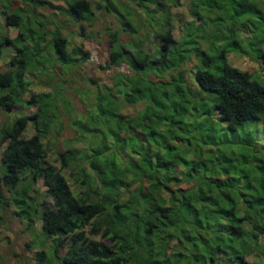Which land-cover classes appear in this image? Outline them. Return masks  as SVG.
Listing matches in <instances>:
<instances>
[{"label": "trees", "instance_id": "1", "mask_svg": "<svg viewBox=\"0 0 264 264\" xmlns=\"http://www.w3.org/2000/svg\"><path fill=\"white\" fill-rule=\"evenodd\" d=\"M15 1L0 0L2 28L16 31L13 39L0 33V54L4 46L13 52L11 67L0 70V110L33 112L0 127V205L13 204L28 229L40 222V261L264 264V163L251 158L255 184L246 175L247 191H230L235 185L227 171L223 179L198 177L207 161L197 160L196 139L198 119L211 109L229 130L264 118V86L227 62L233 50L243 52L240 18L259 13L251 3L264 0H130L141 10L137 15L121 1L62 0L64 6L57 8L82 35L96 10L116 17L120 28L109 33L102 67H125L110 85L96 87L90 104V94H83L84 103L72 111L61 87L35 93L30 81L41 80L56 64L64 70L77 67L90 52L63 36L60 26L46 29V20L37 14L46 0ZM176 3H190L191 20L173 12ZM228 3L237 9L234 22L224 26ZM201 6L224 17L218 24L213 18L211 32L201 30L203 23L194 28L206 14ZM149 41L151 51L145 47ZM192 55L197 63L183 69ZM140 103L143 108L134 115L122 112ZM61 109L76 135L55 152L56 167L48 160V146L52 127L58 123L64 130ZM29 126L33 133L24 137ZM64 172L83 190L74 194ZM37 182L50 204L39 200Z\"/></svg>", "mask_w": 264, "mask_h": 264}, {"label": "rangeland", "instance_id": "2", "mask_svg": "<svg viewBox=\"0 0 264 264\" xmlns=\"http://www.w3.org/2000/svg\"><path fill=\"white\" fill-rule=\"evenodd\" d=\"M46 1L47 4L37 9V14H41L46 20V29L53 30L55 26H60L63 36L68 37L74 44L81 45L85 50L89 51L90 58L81 65L66 70H64L62 66L60 67L59 64H56L55 67L53 65V68L50 69L51 72L43 76L41 80H31L30 82H32V85L30 88L36 93L41 89L44 91H49L50 89L56 91L61 87L64 91V96L70 99H68L70 101V111H72V109L77 110L79 104L84 103V101H81V99H84L83 94H90V100L87 101L90 104L97 86L102 84L110 85L112 77L117 72L125 70L124 66L111 70H106L102 67L104 66V61L107 56L109 33L118 32L120 23L113 14L107 13L104 9H98L95 12L92 23L83 24L84 32L82 35L80 28L71 21H67L66 17L57 8L58 6H64L62 0ZM111 1L112 3H117V1L130 3L134 14L137 15L141 12L140 8L133 4V1ZM183 1L188 2V0ZM15 2V4L20 3L19 0ZM94 3L103 4L105 1L94 0ZM251 4L256 7L259 13L247 14L245 17L240 18V22L243 23L240 30V36L243 39L241 45L243 52L233 50L227 55V62L229 64L231 63L232 66L239 70H247L250 72L253 79L264 86V3ZM171 6H173V12L177 13L182 21L191 20L189 17L190 3H181V5L176 3L174 5L171 4ZM2 8L3 5L2 7L0 5V11ZM200 8L202 9L199 10L200 13L204 10L206 14L202 20H197V22L194 23V28L196 29L199 23H203L204 29L202 28L201 30L211 32L214 28H211L209 23L213 18H216L214 20L215 22L217 19H223L224 17L220 14H216L215 17L213 14L210 15L206 7L201 6ZM226 9H228L229 15L227 19L229 22H225L224 26H228L229 23L232 24L234 22L233 17L237 9L236 3H228ZM224 14L225 12L222 15ZM22 17L23 22L26 23V16L22 15ZM204 23L206 25H204ZM0 24V33H2V31L8 33L9 39H13L16 36V31L13 27L9 29L7 27V30L2 28L4 24L2 25L1 19ZM181 24L182 23L179 25V38L181 36ZM222 32L226 34L224 31ZM127 38H129L127 35L122 36V39ZM48 39L49 36L47 37V40ZM199 43L201 48H207V44L200 41V39ZM153 46L154 43L152 41H149L145 45L149 51L152 50ZM8 49V47L4 46L0 54V70L2 71H7L11 67L8 61L9 56H11L13 52L12 50L8 51ZM196 63V58L192 55L190 60L183 66V69L190 70ZM88 79L95 81V83L89 82ZM37 82L41 84V87L35 85ZM202 96L206 97L209 96V94L202 92ZM27 97H29L28 93L24 95V98ZM71 105L73 107H71ZM142 108L143 103H140L135 106H126L123 108L122 112L127 115H134ZM32 112L33 109L26 110L19 107L12 112L0 110V127L6 123H11L17 116L28 115ZM64 113V109L59 113L62 119L61 126L64 130H60L59 124L56 123L54 127H52L51 134L49 135L48 160L56 167H60V162L57 160L54 161L55 152L57 150H64L65 145L63 143H65V141H71L76 135V131L71 126L70 116L68 115L65 117ZM198 121L196 139L198 140L197 146L200 157L197 158V160L207 161V168L201 166L198 169V177L206 176L207 178L223 179L226 178L225 171H227L228 175L234 179L235 185L229 190H233V192H246V175L251 179V182L255 184L254 179L257 171L251 158H254L258 165H260L259 163L261 161L264 163V118L259 121L246 123L236 130H229L226 127V123L220 120L219 113L211 109L209 114L199 118ZM32 133L33 131L29 126L24 133V137H29ZM64 175L74 194L83 190L81 186L73 182L67 173L64 172ZM23 185L24 183H21L19 188ZM34 187L38 192L37 195L39 196V200L44 199L47 204H50L51 200L44 195L46 194V190L41 182L34 184ZM5 195L9 197L10 193L5 191ZM15 211L16 208L13 204L5 208H1L0 205V264H44L40 261L42 257V248L37 245L40 237V222L36 221L33 228L28 229L26 227V221H21L20 218L14 214ZM33 238H35L36 241H34ZM44 248L43 250L50 252L52 241L46 243ZM63 253V250L60 251V256H62Z\"/></svg>", "mask_w": 264, "mask_h": 264}]
</instances>
